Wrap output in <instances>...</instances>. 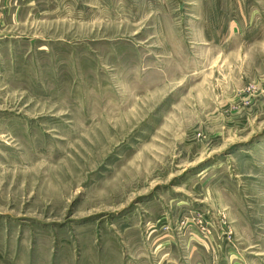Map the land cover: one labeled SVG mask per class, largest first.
<instances>
[{
  "label": "rangeland",
  "instance_id": "rangeland-1",
  "mask_svg": "<svg viewBox=\"0 0 264 264\" xmlns=\"http://www.w3.org/2000/svg\"><path fill=\"white\" fill-rule=\"evenodd\" d=\"M0 264H264V0H0Z\"/></svg>",
  "mask_w": 264,
  "mask_h": 264
}]
</instances>
